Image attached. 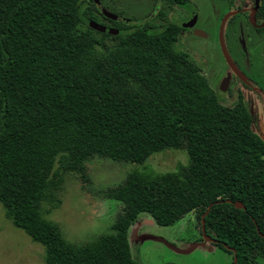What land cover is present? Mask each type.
<instances>
[{
	"label": "trees",
	"instance_id": "1",
	"mask_svg": "<svg viewBox=\"0 0 264 264\" xmlns=\"http://www.w3.org/2000/svg\"><path fill=\"white\" fill-rule=\"evenodd\" d=\"M0 0V204L44 249L46 264H137L128 241L143 214L161 227L193 212L201 235L264 264V138L242 98L224 105L183 50L180 26L99 22L93 0ZM183 6L187 0H172ZM118 33L114 34L113 31ZM184 151L175 171H133L111 191L122 206L111 232L74 245L40 205L63 172L86 178L91 157L143 165ZM258 229V231H257Z\"/></svg>",
	"mask_w": 264,
	"mask_h": 264
},
{
	"label": "rangeland",
	"instance_id": "2",
	"mask_svg": "<svg viewBox=\"0 0 264 264\" xmlns=\"http://www.w3.org/2000/svg\"><path fill=\"white\" fill-rule=\"evenodd\" d=\"M90 3V0H81ZM100 6L109 13L124 19H145L153 11V0H99ZM198 8L197 27L204 33L194 38L181 34L175 49L186 51L190 60L199 67L201 74L209 81L211 89L218 94V83L227 72L234 76L238 67L247 68L245 73L250 84L264 90V38L260 39L257 31L241 17H228L225 20L220 37L223 15L228 12L227 0H190ZM96 5V4H95ZM165 12L160 11L159 20L154 14L146 18L148 22L161 27L168 23L179 26L185 18L172 0H163ZM97 7V6H96ZM170 8V11L168 9ZM98 9V8H97ZM169 11V12H168ZM96 19L107 28L113 23L103 18L94 8L91 11ZM244 24L246 35L241 31ZM264 35V30L261 32ZM258 41L263 54L253 49L249 59L243 57L251 42ZM255 52V54H254ZM250 64V66L248 65ZM234 85L231 83L224 105L233 102ZM243 102L255 112L252 128L264 137V99L253 90H243ZM187 164L184 151L166 150L155 153L143 165L119 163L109 159L91 157L85 161L86 178L72 171H61L56 165L58 180L51 187L49 196L41 203L42 216L56 224L65 240L74 245L94 242L101 235L111 232L121 204L111 197V191L125 181L133 171L151 170L156 173L175 171ZM143 235L163 238L181 250L187 249L201 238L193 212L184 216L172 226L161 227L148 215H141L129 231L128 241L133 260L137 264H231V256L222 249L205 240L185 254L167 248L164 244ZM264 263V262H263ZM0 264H46L44 249L30 240L21 230L15 228L5 216L0 204Z\"/></svg>",
	"mask_w": 264,
	"mask_h": 264
},
{
	"label": "flooded vegetation",
	"instance_id": "3",
	"mask_svg": "<svg viewBox=\"0 0 264 264\" xmlns=\"http://www.w3.org/2000/svg\"><path fill=\"white\" fill-rule=\"evenodd\" d=\"M162 1L163 0H153V11L151 12L152 14L148 15L145 18H148L149 16L154 14L155 21L159 20L160 11L165 12V9L161 8V7H163L161 5ZM227 2L229 4L228 8L230 10L223 15L222 19H224L225 16H227V18L230 17V16L231 17H237V18L241 17L242 19H244V21L247 22L248 25H250L252 28H254L255 31H257V34H258L259 38L263 39L264 35L261 32L264 30V0H227ZM96 6H97L101 16L103 18H106L102 14V12L105 11V10L100 6V3L98 5L96 4ZM176 8H178L180 10V12H182V14L185 15L184 20L182 22H180V24H179V26H180V30H179L180 35L181 34H187L188 36L191 35L194 38H196V37H200L201 38L202 37V36H200L198 34H203V36H204V33L201 30H199L198 27H197L198 8L195 7L194 5L190 4V0H187L185 5L176 6ZM168 9L170 11L169 7H168ZM253 10H255L254 19H253L254 23H252L250 21L251 14H252ZM110 14H112V13H110ZM113 15L117 16L114 13H113ZM117 17L119 18L118 22H122V21H127L128 20V19L120 18L119 16H117ZM107 19H109V18H107ZM189 23H191L192 25L189 26V27H184L185 24H189ZM245 27H244V24L242 23L241 24V31L243 33H245V37L247 39H249V35H246ZM251 44H252L251 47L249 49H247V50L245 49V51L243 52V57L244 58L247 57L249 59V57H248V56H250L249 53H251L253 55V51H254L253 49H255V52H256V48H259V46H258L259 42L258 41L257 42H256V40L254 42L252 41ZM255 52H254V54H255ZM258 52H259L258 55L262 58L263 54H262L260 48L258 49ZM248 65L250 66V64H248ZM246 72H247V68L244 69V68H241V67H238V69L236 70V73L234 74L233 77H232V75L230 73L226 72L222 76V78L220 79V81L218 83L217 89L219 88V91H220V93L218 92V94L226 96L228 91L230 90L231 83H233V85H234L233 93H232L233 101L237 100L239 98L243 99L242 92H243V90H247V89L253 90L255 93H257V95L260 98L264 99V90L256 88V87H254V85L252 86L250 84V80H249L248 76L245 74ZM224 81H225V91H222L221 88L223 87V82ZM227 96L230 98V95H227ZM247 106L249 108V112L252 115V119L254 120V116H255L254 115L255 114L254 109L248 104H247ZM252 124H253V121H252ZM211 239H213V238H211ZM213 240H215V239H213ZM200 241H203L202 236H201L200 239L196 240L195 242H200ZM206 242H208L210 244H213L215 246L219 244V242L218 243H213V242H209V241H206ZM221 245H222V243H221ZM232 262H233V259H232ZM232 262H231V264H232Z\"/></svg>",
	"mask_w": 264,
	"mask_h": 264
},
{
	"label": "water",
	"instance_id": "4",
	"mask_svg": "<svg viewBox=\"0 0 264 264\" xmlns=\"http://www.w3.org/2000/svg\"><path fill=\"white\" fill-rule=\"evenodd\" d=\"M93 2L95 4H99V0H93ZM254 13H255V10L252 11V14H251V18H250V21L252 23L253 22V19H254ZM103 16H105L106 18H109V19H113V20H116L118 21L119 18L117 16H114L113 14H110L106 11H103L102 12ZM227 16L224 17L222 23H221V29H220V37H221V32H222V29H223V25L225 23V20H226ZM192 24L189 23V24H185L184 27H189L191 26ZM89 27L95 31H98V32H101V33H109L111 32L109 28L101 25V24H98L96 22H89ZM114 34H117L118 31L115 30L113 31ZM222 91H225V81L223 82V87L221 88ZM222 203H228V204H232L234 206V208L236 209H242V210H245V207L243 206V204L239 201H235V202H232L231 200H223V201H217V202H213L211 203L210 205H208L205 213L202 215L201 217V222H200V227H201V236H202V239L205 240V241H209V242H213V243H218V241H215L213 239H211L207 234H206V230H205V221H204V218L205 216L209 213L211 207L215 204H222ZM258 231V229H257ZM259 236L264 238V235L259 233ZM143 239H149V240H153V241H156V242H160L162 244H164L167 248L171 249L172 251L176 252V253H180V254H185V253H189L190 251H192L195 247H197L198 245V242H195L193 243L192 245H190L187 249H184V250H181L179 249L178 247H176L175 245L169 243L168 241L164 240L163 238H160V237H155V236H152V235H143L142 237ZM222 246L226 249V250H229L233 253V262L232 264H236L237 263V257H236V252L234 249L228 247L226 244L222 243Z\"/></svg>",
	"mask_w": 264,
	"mask_h": 264
},
{
	"label": "crops",
	"instance_id": "5",
	"mask_svg": "<svg viewBox=\"0 0 264 264\" xmlns=\"http://www.w3.org/2000/svg\"><path fill=\"white\" fill-rule=\"evenodd\" d=\"M180 249V248H179Z\"/></svg>",
	"mask_w": 264,
	"mask_h": 264
}]
</instances>
